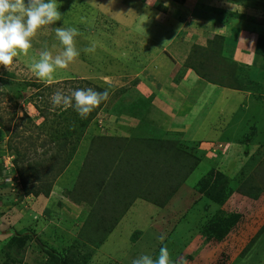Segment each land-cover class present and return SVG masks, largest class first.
I'll list each match as a JSON object with an SVG mask.
<instances>
[{"label":"rangeland","instance_id":"374dc122","mask_svg":"<svg viewBox=\"0 0 264 264\" xmlns=\"http://www.w3.org/2000/svg\"><path fill=\"white\" fill-rule=\"evenodd\" d=\"M162 1L166 3L165 6H169L176 0H58L62 20L57 22L56 26L74 27L78 30L76 45L81 51L80 56L67 68L57 69L51 83H45L34 76L30 65L34 59H39L42 51L50 50L53 55L62 51L55 35V25H52L46 31L36 35L33 39V47L27 56L20 55L14 58V63L8 69L0 66V264H48L50 257L42 253L44 246L56 252L65 253L76 243L79 246L87 244L84 248L80 246L79 249L82 254L90 256L88 264H133V261L142 255L157 259L162 247L168 249L170 264H264V133H246L247 139H254L252 143L248 142L239 126H234L236 122L234 117L231 118L232 123L225 131L223 139L218 134L219 130L213 131V139L200 137L197 139L193 137L194 135L191 137L193 141L202 144L205 141L206 148L197 151L195 159L193 157L183 161V167L179 170L185 179L182 190L173 194L164 207H157L156 201L146 202L140 196L141 193L152 198L159 196L156 199L163 201L168 195V186L163 187L166 189L159 188V182H149V187H146L139 181V185L136 186L138 193L134 198L136 204L132 205L134 207L125 209L120 220H118L119 212L124 206L120 200H117V203H111L109 200L108 205L102 208V204L99 203L104 198L101 190L98 192L103 196L91 197L90 201L87 200L88 194L97 195L93 185H100V187L103 185L99 183L103 173L97 172L95 177L97 180L88 174L92 162H97L95 156L108 153L104 150V144L99 143L125 142L123 139L107 140L105 138L117 132L121 134L122 130L130 131L129 136L135 135L136 133L131 134V130L139 123L133 115L124 114L118 118L111 115L109 112L111 98L116 100L117 96L124 95L126 104L144 98L148 103L146 106L153 107L150 109L151 115L156 114L153 110L157 108L174 114L171 110L176 108L174 104L178 100L175 98L168 99L170 101L161 100L159 94L164 93L160 92V86L163 83L170 86L175 84L178 92L191 95L190 91L184 90V85L177 86L178 79L182 75L177 76L175 69L171 70L175 61L182 64V67L188 66V62L195 64L200 72L202 71L200 66L203 69H211L209 72L220 80L221 86L232 90L239 89L248 99L263 100L259 107L260 113L264 110V98L255 97L256 94L259 95V88L248 81L255 78L252 77L249 69L242 71L238 63L225 62L219 58L220 56L207 61L193 57L191 50L188 51L185 46L190 38L184 33L180 37L182 41H179L182 46L174 55L175 47L180 43L170 42L171 34L169 27L166 26L167 21L170 24L176 17L177 12L179 18L175 19L180 26L184 24L183 22L191 20L192 24L197 25H193L191 30H198V32H200L198 28L207 29L212 23L214 26L209 27L208 31L213 35L221 29L220 26H224L223 35L231 32V38H234L235 31L238 33L241 30L251 31L246 32V36L242 31V40L247 47L253 48L255 45L254 52L255 49L260 52V49L264 47V0H249L245 4L243 0H193L197 5L208 4L205 17L202 16L208 23L193 17L196 15L195 12H199L193 11V7L191 8L193 15L180 11L181 9H178L179 11L176 9L174 13L169 11V17L172 18L169 20L164 15L165 7L161 4ZM176 2L181 3L179 0ZM244 14L245 20L240 19ZM240 20L243 21L240 22ZM180 28H183V31L187 29V27ZM214 36L210 41H215ZM201 37L202 35L196 34L193 39L197 44H201L202 50L204 49L206 53L207 43L205 44ZM231 38H228V42L234 43L235 41ZM258 40L260 43L257 45ZM93 46L94 52L84 51ZM210 46L214 48L216 44H210ZM179 53L181 56H177ZM257 71L256 78L260 83H264V69ZM238 73L243 76L239 79L244 83L241 82L242 88L237 87V83L235 86ZM96 87L109 91L110 100L85 128L84 136L75 151H72L71 141L73 140L66 145V149H58L59 145L64 143L65 136L72 128H78L84 119L74 108L54 107L51 96L57 90L70 95L75 89L92 88L97 91ZM234 97L233 110L227 106L224 115L225 112L235 115V107L240 98L238 100L236 95ZM136 104V110H141ZM146 106L142 108L147 109ZM256 108L257 106L253 107V109ZM213 117L217 122L221 119V116ZM213 117L210 118V122H214ZM226 119L230 117L227 115ZM163 120L159 118L160 123H154L160 125L164 122ZM188 121L185 117L180 119V116L174 120L175 123L181 124V129L172 133L184 142H188L184 137L190 134L183 129L184 126L187 127L188 124H185ZM101 136L104 138L100 139ZM52 138L56 139L54 147L49 144ZM83 138H86L84 150L81 152L83 155L78 156L77 150ZM225 139L234 140L240 145L229 147L225 144ZM207 140L215 141L214 148ZM193 141L190 142L193 143ZM124 144L126 147L136 145L134 141ZM88 145L89 150H92L91 156L90 158L87 156L82 163L81 160L87 155ZM193 145L195 143L191 144ZM15 148L21 153L25 152L27 159L24 165L29 162L32 164L39 162L40 172L43 173L42 180L49 181L57 188L67 185V191L70 192L71 197L78 203H86L89 210L93 208V214L109 209V212L105 214L108 217V224L101 225L102 227L98 228L99 231L94 232L95 236H102L103 232L107 234L100 247L96 248L90 244L91 238L88 237L90 234L85 230V238L79 235L80 227L76 224L79 222L81 224L85 220V215L76 217L69 223V213L64 212L66 214L64 217L59 209L54 207L53 204L57 203L56 197L59 193L55 195L54 202L51 200L53 207L45 211L43 215L45 220L42 223L39 221L34 226L35 215L32 212L35 208L31 207L36 200L33 197L27 199L20 186L18 173L13 165V160L18 154L14 151ZM57 149L61 157L54 159L58 163L51 162L48 158ZM67 154H71L73 160L66 171V177L60 181L63 183L58 186L57 179L61 174L56 176L52 171L60 166L61 160L66 158ZM134 158L132 155L129 157L132 159L130 161ZM24 165L22 164L23 167ZM79 169L80 172H78ZM140 172L142 171H137V173ZM77 176L79 184L77 183L75 189L71 190L70 186L77 180ZM140 177L137 175V178L141 179ZM248 183L253 188L252 191L257 188L261 191H256L257 196L249 203L247 200L244 201L247 205L244 208L238 205L240 197L236 195L238 194L236 191L238 185L248 188ZM199 184L201 187H197ZM213 185L217 188L212 194L204 189L205 186L212 188ZM122 193L123 191H119L114 194ZM211 198H218L222 203L218 200L214 202ZM42 199L41 196L38 201ZM94 222L97 221L91 219L90 224ZM105 222L106 218H104ZM221 223L226 228L223 236L214 238L215 231L211 233V230ZM111 224L113 227L109 231L107 226ZM97 226L98 223L92 228ZM13 230L20 233L32 231V238L25 239L26 246L19 253L15 252L14 246H10L12 237L10 232ZM161 236L164 237L163 240L160 239ZM37 253L44 258L34 260Z\"/></svg>","mask_w":264,"mask_h":264},{"label":"trees","instance_id":"16d2710c","mask_svg":"<svg viewBox=\"0 0 264 264\" xmlns=\"http://www.w3.org/2000/svg\"><path fill=\"white\" fill-rule=\"evenodd\" d=\"M179 1L183 2L184 0H179ZM243 1L245 4L249 0H243ZM200 5H201V8L203 9L202 11L208 10V6L205 7L202 3H199V6ZM245 18H246L245 14L242 17H240V19H243V20H245ZM237 33L238 32H235V35ZM214 40L215 41H209L208 44L209 45L216 44V47L213 48L212 46H210L209 47L210 49L206 50L207 52L205 53L203 51L204 49L202 50V48H197L195 46L193 48V50L194 49L195 50L193 51L192 56L199 57L204 61L205 60L207 61V59H210V58L215 59L217 56L218 57L220 56L219 58H221L223 61L233 63L232 54L227 50V48H226V52L223 50L224 45L225 47L229 46L230 44V42H228L229 39L224 36L215 35ZM259 43L260 42L258 40L257 45ZM232 47L233 46L230 45V48ZM255 56L261 59H264V47L260 49V52L257 49H255ZM183 68L185 69L192 68L201 78L207 79V81H209L210 83L212 82L216 83V81H218L217 79H215V77H213L214 76L213 73L211 75V73L209 72L211 71V69L209 70L207 68H204V69H207V70H204L202 66H200V69L202 70L200 72L198 70L199 67L195 64H190V62H188V66L185 65L183 66ZM239 69H242L243 71V70H247L248 68H245L244 65H241L239 66ZM222 71H223V67H222ZM240 74L241 73H238L236 78L234 77L236 80L235 86L237 83V87L242 88L243 85L240 86L242 81L241 80L239 81V79H242L243 76H241ZM248 81L250 82V80ZM217 83L218 85L222 84L220 81ZM253 85L261 89L264 88V86H261L257 83ZM96 90L99 92L105 91V89L98 88V87H96ZM261 94H264V92H262ZM110 95L111 94L109 92V97ZM121 96L123 99L121 98ZM121 96L120 97L117 96L118 99L116 100L110 97L111 107H110L109 112L111 113V115L116 116L117 118L124 114L133 115L139 121L137 127L135 128V132H134L136 134L130 136L129 138H125V137L115 138L112 136L105 138L107 140L123 139L125 142L119 143V141H117L116 143H113L112 141H110L111 144H108L109 143L108 141L100 142L101 144L102 143L104 144V148L106 147L111 148V149H108L109 151L112 149L114 150H112L111 152L107 151L108 153L105 156L106 158L104 159V162L101 164V167H99L100 164H97V163L95 164L94 162H92L91 166L94 169V171L92 172V175H96L97 172L103 173L105 177L102 174L99 183L104 184V182L106 181L105 179H107V182L104 184V186L107 191L108 190L111 191V194H114L116 192L118 193L119 191L120 192L123 191L122 194H116V197L113 198L112 201L111 200L110 201L111 203L113 202L117 203V200H120L121 201L120 203L124 205L123 206L124 209H127L134 204L135 202L134 198L136 197L138 193L136 186L139 185L138 183L139 181L141 184H144L146 187H149V182L151 183L159 182V188L168 186L167 187L168 195L163 199V201H159L158 199H156L159 196L152 198L147 194L143 195L141 193L140 195L143 199L146 200V202L152 203L156 201V204H158L157 207L159 206L160 208H162L165 206V203H167L169 199L173 196V194L176 193L179 187L183 185L182 183L185 182L184 177L181 175L179 171L180 168L183 167V161L189 158H193V157H194L193 159H195L196 153H198L197 151H200L201 144L200 142L193 141V143H195L196 146L195 145L191 146V144L193 143L184 142L183 140H180V137L174 136L175 134L172 133L171 131L163 130L162 128L163 123H161L160 125H157L156 123H154V122H159V118L155 115L150 114L151 112L150 109H153V107L151 105L146 106L148 103H147V100H145L144 98L137 100L136 102L138 104H136V102L126 104L124 95H121ZM110 98H108V100H110ZM107 101L102 102L97 108H95L94 111L90 113L88 117L84 119V121L81 122V125L78 128L77 127L72 128V130L65 136L64 143H61L58 149H66L65 148L66 145L70 143V140H73L71 141L73 145L72 151H75L82 137L84 136L83 134L85 133V128L89 126L90 122L98 115V112L101 110L103 106H105ZM135 104L141 110H136ZM145 106L147 107V109L142 108ZM153 111L157 112L156 109H154ZM151 117H153V119H151ZM28 120L30 121L31 119H28ZM38 129H40V126H38ZM101 138H104V137L101 136L100 139ZM55 140L56 139H53V138L49 140V144L51 145V147H54V145L56 144ZM131 141L132 142L134 141L136 145H131V146L126 147L124 143L131 142ZM50 145H48L49 148H50ZM58 149L52 152L51 155L49 156L48 159H50L51 162L57 160L58 157H61L58 153L59 152ZM48 150L50 151V149ZM14 151H17L18 154L16 155V158L13 160V165L15 166L16 172L18 173V177L20 180V186L24 192V195L25 196L32 195L34 197H39L42 195L44 197H48L52 190L53 185L49 181L46 182V180H42L43 173L40 172L41 164L39 162H36L34 164L29 162L26 165H24V162L27 159L26 154H24L25 152L21 153L19 150H17V148H15ZM71 154L69 155L67 154L66 158H63L61 160L60 166L56 167L55 171H52L56 176L62 174L63 171L69 166V164L73 160V156ZM130 155L135 157L133 161H130L132 160V159H129ZM189 155H191L192 157ZM55 162L58 163V161H55ZM22 164L24 165V167L22 166ZM137 171H142V172L137 173ZM137 175L139 177L142 175L140 177L141 179L137 178ZM200 185L201 184H199V186L197 187H201ZM247 185L249 186V183ZM205 187L204 189L208 190L209 193L211 194L212 192L215 191L214 189L217 188L216 185H213L212 188L207 187V186ZM163 189H166V188H163ZM252 189L253 188L251 186H249L248 188H244L238 185L236 192L242 196L254 199L257 196L255 195V192L261 191V190L260 188H257L256 190L252 191ZM220 195L222 194L220 193ZM211 200L216 202L218 198H211ZM218 202L222 203L221 200H218ZM106 211L107 210L103 209V212H100L99 214L97 211L95 213L97 215L94 216L93 214L94 211L91 210V214L93 215H91L89 217V220L86 221L85 226H83L82 229H80L79 235H82L85 238L86 235H85L84 230L87 233H89L90 235L88 237L91 238L89 239V241H91L90 244H92L96 248L100 247V245L104 241V238L106 237L105 235H107L105 234V232H103L102 236H95L94 234L95 231H99L98 228L102 227L101 225L108 224L107 221L104 223L103 217H101V223H100V215H102L103 213L106 214ZM219 215L221 217L220 212H219ZM91 219H95L97 222L89 224ZM222 219H224V217H222ZM118 220L120 219L118 218ZM97 223H98L97 227L95 228L91 227V226L96 225ZM107 227L109 231H111V228L113 226L111 224L110 226H107ZM225 229L226 228L224 227V224L221 223V224L216 225V227H214L211 230V233L215 231L214 238H221L223 236L222 234L225 231ZM29 231L30 233L28 231L27 232L22 231V233L15 232V231L10 232L12 236L10 238V242H11L10 246L12 245L16 248L15 252L19 253L20 250L25 248L26 238H32V231L31 230ZM38 242L40 243V241ZM76 244L72 245L70 247V250H68L65 253L56 252L55 250L49 249L44 246L42 248V253L50 257L48 264H88L90 256L82 254L79 249L80 246L84 248L85 246H87V244L86 245L82 244L80 246ZM35 257H34L35 258L34 260H41L42 258H44V256L40 257L38 253L35 255Z\"/></svg>","mask_w":264,"mask_h":264},{"label":"crops","instance_id":"0c3cea01","mask_svg":"<svg viewBox=\"0 0 264 264\" xmlns=\"http://www.w3.org/2000/svg\"><path fill=\"white\" fill-rule=\"evenodd\" d=\"M176 1H172V3H170L169 6H165L166 3H164V1H162L161 4H163L165 7V9H164L165 14L164 15L167 17V19H169V20L172 19L169 17V14H168L169 11H172L174 13V11H176V9L177 10L181 9L180 11H184L185 13H189V15H193V13H194L193 11L195 10V11H199V12H195L196 15H193V17L197 20L200 18L201 20L206 21V23H208L206 18H205V20L202 18V16L205 17L206 11H202L203 9L201 8V5L200 6L197 5V3H196L197 0L196 1L184 0L183 2L179 3L181 5H179L178 2H176ZM207 5L208 4H205L204 6L206 7ZM188 6H190V7H188ZM183 7H185V8H183ZM192 7L194 8L193 11H191ZM175 16H176L175 17L176 19L179 18V15L177 12H176ZM175 18L170 22V24H168V21L166 24V26L169 27V30H170L169 33L171 34L170 42L177 41V43H180L179 41H182V38H180V37H182L181 34L184 33L185 35H188V37L190 39L188 42H186L185 46H186V49H188V51L191 50V54L195 50V49L193 50V48L195 46L197 48H202L200 46L201 44L200 43L197 44L195 42V40L193 39L196 34L200 35V36L202 35L201 39L203 41H205V44L207 43L206 47H208V49L210 47L208 42L210 41L211 37L214 36L215 34H218L219 36H221V35L225 36L226 38L232 37L231 32L223 35V33H222L223 29L222 28H224V26H220L219 28H221V29L217 33H214V35H213V33H210L208 31L209 27L211 28V26L212 27L214 26L213 23L211 26L209 25V27L207 29L206 28H204V29L198 28L200 30V32H198V30L197 31L191 30L193 25H196L195 23L192 24L191 20L183 22L184 24H181V26H180V23H178V21ZM194 20H193V22H194ZM240 22H242V20H240ZM239 26L241 28V24ZM180 27H187V29L186 30L184 29V31H183V28L181 29ZM242 31L243 30H241L239 33L234 35V38H231V39L234 40L235 42L234 43L230 42L229 46H227V47H225V45H224L223 50L226 52V48H227V50L232 54V60L234 62L238 63L239 66H240V64L244 65L245 68H248L251 71V73L253 75L252 77L253 78L255 77L253 80L249 79L251 83H253V84L257 83L261 86H264V83L263 82L260 83L259 80L256 78V75L258 74L257 70L264 69V59H261V58L255 56V54H254L255 53L254 52V46L255 45L253 46V48H250V47H247V45L243 42V40H242L243 36L241 35ZM246 32H251V31H247V30L243 31L245 36L247 35ZM252 34H253V32H252ZM193 40H194V42H193ZM254 44H255V41H254ZM230 45H232L233 47L230 48ZM180 46H182L181 43L179 46L175 47L174 55L178 50H180ZM177 56H181L180 53ZM169 59L173 60L174 58L169 57ZM174 63L175 64L173 65V69L171 68V70L173 71L175 69L174 71H176L175 73H177L176 74L177 76L182 75L178 79L179 85H177V86L184 85L183 86L184 90L187 89V92L190 91L189 93H191V95L190 94L188 95L187 93L185 95V93L181 92L180 90H179L180 92H178V90H176L175 84H173V86H170V85H167L166 83H163L160 86V88H161L160 92L164 93L163 95L159 94L161 100L164 99V100L170 101L168 99H172V98H175L178 100V102L175 101V104H174L176 108H172V110H171V113H174V114H169L167 112H163L162 110H160V108L156 109L157 112L155 111V113H156L155 116H157L158 118L164 119L163 120L164 122L162 125L163 130L171 131V132H174L176 130L180 131L181 124L174 122V120H176L178 118V116H180V119L185 117L186 120L190 121V123L188 121L185 124V125L188 124L187 127H185V126L183 127V129L186 132H190V134H187V136L184 137V139L187 140L188 142L193 141V139L191 138L193 135H194L193 137H195L197 139H199V137L204 138V139L205 138L213 139V136H212L213 131L218 132V130H219L218 134L220 135V138L223 139L225 131L228 129V127L232 123L231 118L233 119V117H234V120H236L234 126L238 125L240 130L242 131V133L245 136H246V133H252V132L253 133L263 132L264 133V110H262L261 113L259 110L260 103L263 102V100L259 101L261 99H254V98L248 99L246 96H243L244 94H242V91L239 89L232 90V89L224 88V86H221L220 83H219L220 85H218L217 82L220 81L218 79H217L218 81H216V83H213V82L210 83L209 81H207V79H204V78H201L200 76H198L197 73L192 68H186L185 69L182 67V64L180 65L178 63V61H175ZM170 75H171V73H170ZM258 90H259L258 93L261 96H259L257 94H256V96L255 95L254 96L259 97V98L260 97L264 98V94H261L262 92H264V88H262V89L259 88ZM235 95L237 96L238 100L240 98L238 105L235 107V115H231V114L226 113V112L224 115V110L227 106L233 110V108H234L233 102L235 99V97H234ZM216 103H217V105H215ZM216 106H218V107L216 108ZM256 106H257V108L253 109V107H256ZM170 109H171V107H170ZM188 111H189V113L187 114ZM172 115H175L174 116L175 118ZM227 115H228V117H230V119H226ZM213 116H216V117L221 116V119L218 120V122H217L216 118ZM211 117H213L212 120H214V122L209 121ZM131 131H132L131 134H133L135 132V127ZM128 132H130V131H128ZM128 132H125L124 130H122L121 134H119V132H117V133L115 132L116 134H113V135L111 134V136L115 137V138L116 137L117 138H119V137L129 138L130 136H129ZM85 139L86 138H83V140L81 142L82 144H80L81 146H80L79 150H77L78 156L83 155V153H81V152H82V150H84L83 146L85 144L84 143ZM246 139H247V136H246ZM240 140H242V139H240ZM253 140H254L253 138L247 139V141L248 142L251 141V143L253 142ZM208 142H211V141H208ZM213 142H215V141H212L211 144H212V147L214 148ZM225 142H226L225 144L229 147H231L233 145H237V146L240 145L239 143L237 144L234 140L228 141L225 139ZM200 144H201L200 149L206 148L205 147L206 146L205 141L203 144L202 143H200ZM208 146H210V145H208ZM237 148L240 149L239 147H237ZM108 149H111V148H107V147L104 148V150H106V151H109ZM91 151L92 150H89V145H88L87 152H86L87 155L85 158H83L81 160L82 163L87 158V156H88V158H90ZM106 155L107 154H101L100 156H95V158H97L96 163L100 164L99 167H101V164L104 162ZM70 164H69V166H70ZM68 167L63 171L61 176L57 179L58 180V182H57L58 186L63 183V182L61 183L60 181H62V179H64V177H66V171H67ZM94 167H95V165H94ZM93 171H94V169L91 166L89 168L88 174L89 175L91 174V176H93L92 178L97 180V178H95V177H97V174L92 175ZM78 172H80V169L78 170ZM78 178L79 177L77 176V180L74 181L72 183V185L70 186L71 190L75 189V186L79 184ZM100 179H101V176H100ZM106 182H107V180H106ZM89 184L91 186L93 185L91 183H89ZM182 186L179 187V189L176 191V193H178L179 191L182 190ZM93 187L95 188V193L97 195L92 196L86 192L88 194L87 200L90 201L91 197L97 198V197H101L104 195L103 200H100V202H99L100 204H102V208H105L108 205L109 200L112 201L113 198L116 197V194H111V191H109V190L107 191L105 189L104 184L102 185V187H99V185H96V184L93 185ZM59 188H60V190H59ZM59 188H57L56 186H53L52 190L50 192V194L51 193L52 194L51 195L49 194L48 197H44L41 195L43 197V199L39 200V201H38V199L41 198V196H39V197H34L32 195L26 196L27 199H30L29 197H33L34 200H36L33 203L34 205H32V207H31V208H35V210H33V212H32L35 215L34 216L35 218H33L34 226L36 224H38L39 221H41V223H42V221L45 220V218H43L45 211L47 210V208L53 207V205H54V207L57 208V210L59 209L62 216L66 217V214L64 212H66L67 214L69 213L68 214L69 215V218H68L69 223L72 222L76 217L80 218L83 215H85L86 221L89 220V217L92 215L91 214L92 208H90V210H89V206L86 205V203H84V204L77 203L78 201H75L76 199L71 197L70 192L67 191V185L66 186H59ZM98 190H101L103 192V195H100L99 194L100 192H98ZM58 193H59V195H58ZM55 195H58V197H56L57 203L54 202L55 201ZM236 195L240 197V200L238 201V205H240L241 207H244V208L247 207V205L244 203V201L247 200V202L249 203V201L254 200V199H249L248 197H245L242 195L240 196L239 194H236ZM121 197H122V195H121ZM51 200H53V202H54L53 205L51 203ZM134 204H136V203H134ZM132 207H134V206H132ZM104 210H107L106 213L109 212V209H104ZM124 211H125L124 208H122L120 210L119 219H122V216H123L122 214ZM95 215H97V214H94V216ZM101 217L106 218V221H107L108 217L105 216V213H103V215H101ZM85 220L83 222H81V224H79L80 222L79 223L77 222L78 224H76V225H79L80 229H82V227L85 226V224H86ZM71 226H73V225H71ZM91 227H94V226H91ZM15 232H17V231H15Z\"/></svg>","mask_w":264,"mask_h":264},{"label":"clouds","instance_id":"9594fccd","mask_svg":"<svg viewBox=\"0 0 264 264\" xmlns=\"http://www.w3.org/2000/svg\"><path fill=\"white\" fill-rule=\"evenodd\" d=\"M61 20L58 0H0V66L8 69L14 63V58L27 56L36 35L55 25V35L62 51L53 55L52 51L44 50L39 59H34L30 65V70L37 79L51 83L57 69L67 68L81 54L76 45L78 30L74 27L56 26ZM84 51L94 52L95 47ZM108 98L107 90L99 92L92 88L75 89L70 95L57 90L51 96V103L54 107L74 108L82 119H86ZM160 239L163 240L164 237L161 236ZM133 264H170V255L168 249L162 247L157 259L142 255Z\"/></svg>","mask_w":264,"mask_h":264}]
</instances>
